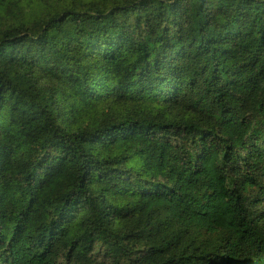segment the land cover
<instances>
[{
    "label": "trees",
    "instance_id": "16d2710c",
    "mask_svg": "<svg viewBox=\"0 0 264 264\" xmlns=\"http://www.w3.org/2000/svg\"><path fill=\"white\" fill-rule=\"evenodd\" d=\"M0 264H264V0H0Z\"/></svg>",
    "mask_w": 264,
    "mask_h": 264
}]
</instances>
